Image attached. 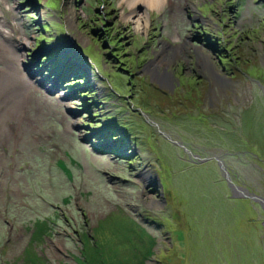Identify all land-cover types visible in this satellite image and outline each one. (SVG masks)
Masks as SVG:
<instances>
[{
	"label": "rangeland",
	"instance_id": "rangeland-1",
	"mask_svg": "<svg viewBox=\"0 0 264 264\" xmlns=\"http://www.w3.org/2000/svg\"><path fill=\"white\" fill-rule=\"evenodd\" d=\"M49 1L0 0V264H201L197 229L214 264H264L263 211L180 147L264 197L243 117L264 114V0H166L141 31L121 0Z\"/></svg>",
	"mask_w": 264,
	"mask_h": 264
},
{
	"label": "trees",
	"instance_id": "trees-1",
	"mask_svg": "<svg viewBox=\"0 0 264 264\" xmlns=\"http://www.w3.org/2000/svg\"><path fill=\"white\" fill-rule=\"evenodd\" d=\"M49 3H50V1L48 0L47 2H46V9H48V5H49ZM108 58H110V56L108 57ZM114 57H111L110 59H113ZM116 59H118V58H116ZM115 58H114V60H116ZM120 64L121 65H123L122 64V62H120ZM124 71H126V70H120V72H119V76H121V77H124V74L123 73H125ZM123 74V75H122ZM130 75H132V74H130ZM130 75L128 76L129 78H130ZM137 99V98H136ZM138 102V101H137ZM148 113V112H147ZM248 115H250V119L252 120V121H254V122H257V125H258V121L260 120L261 122L263 121V119H264V114H260V116L257 114V113H253V112H251V111H249V112H247L246 113V115H243V117L246 119V121L248 122V119H249V117H248ZM243 118V120H242V123H243V129H244V126H245V128H246V125H245V123H244V119ZM253 118V119H252ZM122 125H125L124 124V122H123V120H121V121H118V122H116V124L114 125V126H116V127H118V126H122ZM141 125H143V127H145L146 129H149V128H147L146 126H148L144 121L141 123ZM256 125V124H255ZM255 125L250 129V131L248 132L247 130H245L244 129V133H249L251 136V139H253L254 141H256V138H255V136L254 135H258V134H260V132H261V130H262V128H260L259 127V125H258V129L256 130L255 129ZM255 130H256V133H255ZM114 132V131H113ZM112 132V133H113ZM115 132H116V130H115ZM117 133V132H116ZM114 137H116L117 136V134L116 135H113ZM263 139H264V137H263ZM257 143H258V147L260 146V142H259V140H257L256 141ZM148 145H149V143H147ZM149 147H150V145H149ZM149 149H153L155 152H157L156 151V149H155V145H151V147L149 148ZM260 149V148H259ZM182 151V150H181ZM158 153V152H157ZM158 157H157V160H158V164H159V168H160V170H156L157 171V174L159 175H161V173L160 172H162L161 171V169L163 168L164 169V171H166V173H169V171H170V168H169V166H168V164L167 163H165L166 162V160L163 158V156H162V154H160V153H158ZM178 162H176L175 161V166H177L178 164H180V163H178ZM160 175H159V179H160V181H161V185H162V188H163V190L166 192V187L163 185V183H162V179L160 178ZM223 182H224V187H225V189L226 190H228V188H227V186H226V182L223 180ZM211 185V184H210ZM196 186H200V185H196ZM181 187V186H180ZM181 188H183L184 190H186V193H187V195H188V197H190L191 198V200H193L194 199V195H196V190L198 191V192H202V189H201V186L199 187V188H195L194 187V185H193V190L192 189H190V187L189 186H187V187H185V186H182ZM214 188H219L220 189V192L222 191V189L223 188H220V186L218 185L217 187L216 186H214ZM178 189V188H177ZM190 189V192L188 191ZM194 192V195H191L192 193ZM228 192H229V190H228ZM229 195H230V198H231V194H230V192H229ZM233 199V198H232ZM190 200V201H191ZM232 201H235V203L234 202H232V203H230L229 202V204L230 205H232L233 206V204H236V203H243V204H245V205H247L249 202L250 203H252L251 201H249V200H243V199H233ZM228 202V201H227ZM192 203V201L190 202V204ZM194 203H196V199H194V201H193V203L192 204H194ZM252 204H254V203H252ZM196 205H198L199 206V208H196V207H194L193 209H192V213L195 215V218H197V219H202L203 221H207L208 223H207V225L206 226H209V225H211V223H209V222H211L210 220H209V215H210V212H211V210L213 209L212 208V205H209V204H205V203H203V201H202V199L200 198L199 199V201H198V203L196 204ZM257 205V204H256ZM249 207V206H248ZM249 209H250V207H249ZM207 218V219H206ZM164 225H166V226H168V228H170V226H169V223H167V221L165 220V218H164ZM163 224V223H162ZM212 226V225H211ZM216 228H217V226H216ZM224 230H225V226H224ZM226 231V230H225ZM173 233V232H172ZM215 235H217V232H216V230H215ZM209 235H207L206 233H203V232H200V230L199 229H197V230H195L194 232L192 231V234H191V241H192V245L193 246H195V247H197L196 249H198V252H197V254H198V257H199V259H201L202 260V262H201V264H209V261H210V263L211 264H214V262H212L211 260H212V258H213V260L214 259H218V256H220V254L217 256V257H212V256H210V252H208V251H205V250H203V247H205L206 249H207V247H211V246H214L215 245V242L217 241V238L216 239H214V237H208ZM256 238H257V236H256ZM255 241H256V239H255ZM191 245V246H192ZM257 252H259L258 250H256V252H255V256L258 258L259 256H258V254H257ZM212 257V258H211ZM259 259V258H258ZM257 259V260H258ZM263 259H264V256H263Z\"/></svg>",
	"mask_w": 264,
	"mask_h": 264
},
{
	"label": "water",
	"instance_id": "water-1",
	"mask_svg": "<svg viewBox=\"0 0 264 264\" xmlns=\"http://www.w3.org/2000/svg\"><path fill=\"white\" fill-rule=\"evenodd\" d=\"M142 8H140L141 12ZM169 142L173 143L169 138H167ZM176 144V143H175ZM177 145V144H176ZM180 146V145H178ZM181 149L185 151L187 156L191 158V162L196 161L197 164H203L208 161L214 160L217 164V167L219 169V172L223 178V180L226 182V186L231 194V198L233 199H243V200H249L254 204H257L260 209L264 213V197L259 196L255 192L250 191L246 187H242L239 185H236L233 181V179L230 176V173L226 169L224 163L220 160V158H201L199 155L193 154L192 152H189L184 146H180ZM157 185H160L159 180L157 179ZM162 186V185H160ZM262 227L264 228V222L262 223Z\"/></svg>",
	"mask_w": 264,
	"mask_h": 264
},
{
	"label": "bare ground",
	"instance_id": "bare-ground-1",
	"mask_svg": "<svg viewBox=\"0 0 264 264\" xmlns=\"http://www.w3.org/2000/svg\"><path fill=\"white\" fill-rule=\"evenodd\" d=\"M138 1L140 3V0H122V3L128 4V7H130L131 10L136 9V11L132 13V16L129 17V19H132L133 16H136L138 13L143 14L141 15V17L137 16L136 18L133 19L134 20L133 25L135 26V30L141 31V29L146 30L149 23H148L147 13H145V4L138 7V5H140ZM165 1L166 0H151V2H153L152 10H157L158 8H160L162 6V3H165ZM140 8H142L141 12H140ZM20 47H22V44H20Z\"/></svg>",
	"mask_w": 264,
	"mask_h": 264
},
{
	"label": "clouds",
	"instance_id": "clouds-1",
	"mask_svg": "<svg viewBox=\"0 0 264 264\" xmlns=\"http://www.w3.org/2000/svg\"><path fill=\"white\" fill-rule=\"evenodd\" d=\"M52 65H54V63H52ZM67 66H69V65H67ZM69 69H70V67H69ZM69 69L67 70L68 72L66 73V74H69L68 76H71V75H72V72L78 71V73H74V74L72 75L73 78H77V77L80 78V77H82L83 74H84L83 72L86 71V69H85L84 67H82L83 72L80 71V70H75V69H74L73 71H70ZM63 70H64V72H65V71H66V67H63ZM62 72H63V71H62ZM85 75L88 77V75L86 74V72H85L84 76H85ZM87 77H86V78H87ZM68 78H71V77H68ZM60 79H61V78H60ZM66 79H67V78H66ZM88 79H89V77H88ZM88 79H87V80H88ZM86 85L89 86V82H88V81H86Z\"/></svg>",
	"mask_w": 264,
	"mask_h": 264
},
{
	"label": "flooded vegetation",
	"instance_id": "flooded-vegetation-1",
	"mask_svg": "<svg viewBox=\"0 0 264 264\" xmlns=\"http://www.w3.org/2000/svg\"><path fill=\"white\" fill-rule=\"evenodd\" d=\"M121 2H122V0H121ZM142 2V3H141ZM138 3H139V1H138ZM126 4V3H125ZM140 5H138V7H140V6H142L143 4H145V13H147V16L149 15L148 14V8L149 9H151L152 10V6H153V2H151V0H140V3H139ZM130 8V7H129ZM134 11H136V9H134V10H131V14L134 12ZM148 23H149V16H148ZM167 65H168V63H167ZM165 66H166V64H165ZM125 73H126V71H124Z\"/></svg>",
	"mask_w": 264,
	"mask_h": 264
}]
</instances>
